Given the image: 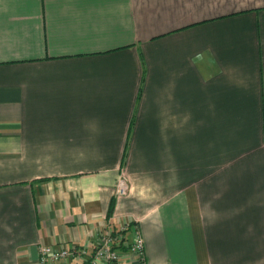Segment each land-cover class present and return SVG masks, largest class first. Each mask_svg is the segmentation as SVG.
Returning <instances> with one entry per match:
<instances>
[{
    "label": "crops",
    "instance_id": "0c3cea01",
    "mask_svg": "<svg viewBox=\"0 0 264 264\" xmlns=\"http://www.w3.org/2000/svg\"><path fill=\"white\" fill-rule=\"evenodd\" d=\"M129 221L146 264H264V0H0V264Z\"/></svg>",
    "mask_w": 264,
    "mask_h": 264
},
{
    "label": "built area",
    "instance_id": "2783aa9c",
    "mask_svg": "<svg viewBox=\"0 0 264 264\" xmlns=\"http://www.w3.org/2000/svg\"><path fill=\"white\" fill-rule=\"evenodd\" d=\"M122 174L116 188V196L119 197L130 191L128 179ZM127 231L132 232L131 241L125 236ZM122 249L129 256V264H146L145 242L137 222H125L117 231L108 226L103 227L93 250L70 247L67 244H41L38 264H57L74 256L81 260V264H119Z\"/></svg>",
    "mask_w": 264,
    "mask_h": 264
},
{
    "label": "trees",
    "instance_id": "16d2710c",
    "mask_svg": "<svg viewBox=\"0 0 264 264\" xmlns=\"http://www.w3.org/2000/svg\"><path fill=\"white\" fill-rule=\"evenodd\" d=\"M114 211V204L112 203V206L110 207L109 214L111 215Z\"/></svg>",
    "mask_w": 264,
    "mask_h": 264
},
{
    "label": "rangeland",
    "instance_id": "374dc122",
    "mask_svg": "<svg viewBox=\"0 0 264 264\" xmlns=\"http://www.w3.org/2000/svg\"><path fill=\"white\" fill-rule=\"evenodd\" d=\"M121 175V174H120ZM123 175V174H122ZM126 175V174H125ZM126 177H127V179H128V184H129V187H131V184H130V180H129V178H128V176L126 175ZM116 188H117V186H116Z\"/></svg>",
    "mask_w": 264,
    "mask_h": 264
}]
</instances>
